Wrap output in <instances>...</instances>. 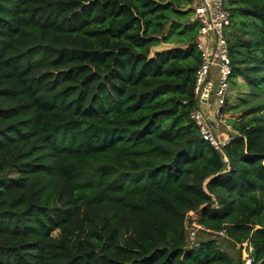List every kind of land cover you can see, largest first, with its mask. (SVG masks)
Listing matches in <instances>:
<instances>
[{
	"label": "trees",
	"instance_id": "trees-1",
	"mask_svg": "<svg viewBox=\"0 0 264 264\" xmlns=\"http://www.w3.org/2000/svg\"><path fill=\"white\" fill-rule=\"evenodd\" d=\"M193 2L0 0V264H264V0H222L220 149Z\"/></svg>",
	"mask_w": 264,
	"mask_h": 264
},
{
	"label": "built area",
	"instance_id": "built-area-1",
	"mask_svg": "<svg viewBox=\"0 0 264 264\" xmlns=\"http://www.w3.org/2000/svg\"><path fill=\"white\" fill-rule=\"evenodd\" d=\"M195 18L200 23L198 47L202 53V63L196 71L194 92L200 100L202 93L211 89L215 98L213 115L223 121V113H219L218 109L225 103L231 72L225 39V28L229 24L228 13L222 0H200L195 7ZM205 37H208L206 45L201 43V39ZM208 114L200 108L192 112L191 117L199 127L202 137L215 149H220L229 142L230 137L226 136L220 142L215 139L211 130L214 124L208 119ZM227 128L230 130L229 125ZM219 234L223 235V232ZM245 260L249 263L250 259L246 257Z\"/></svg>",
	"mask_w": 264,
	"mask_h": 264
},
{
	"label": "rangeland",
	"instance_id": "rangeland-1",
	"mask_svg": "<svg viewBox=\"0 0 264 264\" xmlns=\"http://www.w3.org/2000/svg\"><path fill=\"white\" fill-rule=\"evenodd\" d=\"M162 47H164L163 45H159L157 47L152 48V53L155 50H160L162 49ZM237 82L239 83L238 86H235L234 88H230L229 85V89L227 91L226 94V98H227V102L228 104H233L235 101H238L237 96L239 95H244L248 92L247 87H245L243 85V82L241 80H237ZM211 90V89H210ZM226 101V99H225ZM240 116L239 113H224L223 114V121H219L218 118H216L214 115L211 116V114H208V119L214 124L213 127H211L213 136L215 137V139L220 142L222 141L226 136H228V124H227V120L228 118H238ZM137 180V177H128L127 179L123 180L125 183H129V184H133L135 183ZM186 234H188L187 239L189 243H194L196 242V240H200L202 238H207L208 236L206 234H204L203 232H201V230H198L197 228H191L188 232V230L186 231ZM218 245L227 253H229L235 260H237L238 258V252H237V247L231 246V244L226 241L225 239H223L222 237L218 236V238L216 239ZM247 257V256H245ZM244 257V259H246ZM243 264H248L247 261L245 260L243 262Z\"/></svg>",
	"mask_w": 264,
	"mask_h": 264
},
{
	"label": "crops",
	"instance_id": "crops-1",
	"mask_svg": "<svg viewBox=\"0 0 264 264\" xmlns=\"http://www.w3.org/2000/svg\"><path fill=\"white\" fill-rule=\"evenodd\" d=\"M200 0H194L192 7H196L199 4ZM202 44L208 43V37L201 39ZM215 105V98L212 94V90L208 91L207 89L202 93V96H200V108L204 109L206 113H210L211 116H213V110Z\"/></svg>",
	"mask_w": 264,
	"mask_h": 264
}]
</instances>
